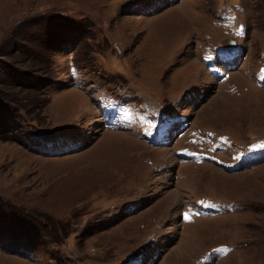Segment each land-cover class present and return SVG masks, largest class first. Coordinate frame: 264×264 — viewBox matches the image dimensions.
Instances as JSON below:
<instances>
[{
  "label": "rangeland",
  "instance_id": "374dc122",
  "mask_svg": "<svg viewBox=\"0 0 264 264\" xmlns=\"http://www.w3.org/2000/svg\"><path fill=\"white\" fill-rule=\"evenodd\" d=\"M19 262L264 264V0H0Z\"/></svg>",
  "mask_w": 264,
  "mask_h": 264
},
{
  "label": "bare ground",
  "instance_id": "6f19581e",
  "mask_svg": "<svg viewBox=\"0 0 264 264\" xmlns=\"http://www.w3.org/2000/svg\"><path fill=\"white\" fill-rule=\"evenodd\" d=\"M69 93V92H68ZM73 94H74V92H72ZM74 99V98H73ZM122 145V144H121ZM123 146H121V148H122ZM119 148V147H118ZM127 148V147H126ZM124 149V148H123ZM114 150H116V149H114ZM119 150V149H118ZM117 151V150H116ZM17 262V261H16ZM20 264L22 263V262H19ZM24 263V262H23ZM22 263V264H23ZM16 264V263H15Z\"/></svg>",
  "mask_w": 264,
  "mask_h": 264
},
{
  "label": "water",
  "instance_id": "95a60500",
  "mask_svg": "<svg viewBox=\"0 0 264 264\" xmlns=\"http://www.w3.org/2000/svg\"><path fill=\"white\" fill-rule=\"evenodd\" d=\"M231 45H233V43H231Z\"/></svg>",
  "mask_w": 264,
  "mask_h": 264
}]
</instances>
